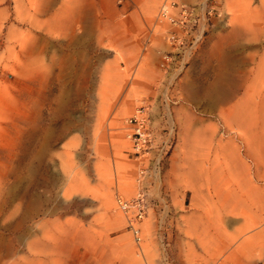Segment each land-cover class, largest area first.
Segmentation results:
<instances>
[{"label": "rangeland", "instance_id": "obj_1", "mask_svg": "<svg viewBox=\"0 0 264 264\" xmlns=\"http://www.w3.org/2000/svg\"><path fill=\"white\" fill-rule=\"evenodd\" d=\"M260 260L264 0H0V264Z\"/></svg>", "mask_w": 264, "mask_h": 264}, {"label": "built area", "instance_id": "obj_2", "mask_svg": "<svg viewBox=\"0 0 264 264\" xmlns=\"http://www.w3.org/2000/svg\"><path fill=\"white\" fill-rule=\"evenodd\" d=\"M168 8L170 9V5H168L167 3L162 7V16L174 22L175 19L169 15L170 13L168 12L169 10ZM141 114L142 112H140V115H136L133 118V121L135 122V127H134V133L132 135L133 137L132 139L134 141V148L137 151H141L150 142L149 134L147 133L146 130V121ZM117 203L120 210L126 214L130 213L132 210H135L136 214L134 220L130 221V226L133 230L136 239L140 241V237H139L140 230L136 229L134 225L136 221H140L145 216V204L142 195L140 194L139 197L135 199L133 202H128L122 198H118ZM256 264H264V260H260Z\"/></svg>", "mask_w": 264, "mask_h": 264}, {"label": "bare ground", "instance_id": "obj_3", "mask_svg": "<svg viewBox=\"0 0 264 264\" xmlns=\"http://www.w3.org/2000/svg\"><path fill=\"white\" fill-rule=\"evenodd\" d=\"M169 9V8H168ZM168 12L170 13V9L168 10ZM173 18V17H172ZM226 94V93H225ZM238 119V118H237ZM114 209V207L112 206V203H110V202H108V204H107V210H109V211H111V210H113Z\"/></svg>", "mask_w": 264, "mask_h": 264}]
</instances>
